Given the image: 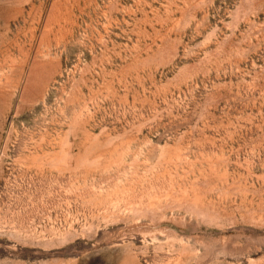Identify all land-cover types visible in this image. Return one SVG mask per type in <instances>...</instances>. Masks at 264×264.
I'll return each mask as SVG.
<instances>
[{
  "label": "rangeland",
  "instance_id": "1",
  "mask_svg": "<svg viewBox=\"0 0 264 264\" xmlns=\"http://www.w3.org/2000/svg\"><path fill=\"white\" fill-rule=\"evenodd\" d=\"M0 264H264V0H0Z\"/></svg>",
  "mask_w": 264,
  "mask_h": 264
}]
</instances>
